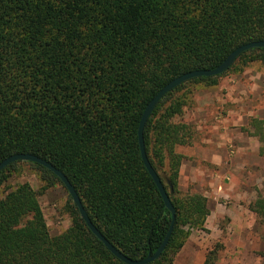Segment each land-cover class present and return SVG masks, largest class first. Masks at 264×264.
Masks as SVG:
<instances>
[{"label":"trees","instance_id":"obj_1","mask_svg":"<svg viewBox=\"0 0 264 264\" xmlns=\"http://www.w3.org/2000/svg\"><path fill=\"white\" fill-rule=\"evenodd\" d=\"M258 40H264V0H0V162L17 153L47 160L74 186L106 240L128 258H145L165 238L172 215L141 159L144 108L177 76L213 69ZM256 60L264 64V48L242 53L220 75L182 83L146 121V154L175 210L167 244L149 264H174L209 215L205 196L178 188L183 156L176 148L192 143V127L177 120L186 105L183 88L215 85L237 62ZM263 124L250 120L253 135L264 136ZM22 163L47 186L52 179L61 184L29 161L0 172V264H125L73 203L71 225L52 236L28 183L2 193ZM249 210L264 226V198ZM221 250L216 243L202 264H216Z\"/></svg>","mask_w":264,"mask_h":264},{"label":"rangeland","instance_id":"obj_2","mask_svg":"<svg viewBox=\"0 0 264 264\" xmlns=\"http://www.w3.org/2000/svg\"><path fill=\"white\" fill-rule=\"evenodd\" d=\"M226 81L236 86L231 96L232 99L228 101V104L235 106L233 108L236 109L240 105L246 104V106L258 111L259 114H255L256 116L249 115V124L253 118L261 120L259 116L264 113V64L261 61L256 60L247 64H243L242 61L237 62L233 68L216 79L215 85L208 86L204 82L189 84L182 90L183 95H186V105L181 117L177 119L192 127V143L176 148V151L183 156V159L187 157V154L190 155L192 153L191 148L200 139V131L197 129V124L193 122L196 108L201 103L200 99L203 100L206 98L205 96H215V94L216 96L221 95L223 98L227 97L230 92L228 84L226 85L227 87L219 89L220 85L225 84ZM250 126L252 128L249 125H245L242 129L248 133L250 130V134L253 135L257 130L256 127L254 129L252 125ZM254 137H257L262 142L260 156L264 157V136L255 135ZM198 167L201 170L206 168V165L199 164ZM185 173L186 175H182L178 180L180 192L183 194L197 193L205 196L209 215L206 218L204 229L192 230L183 245L184 249L181 250V248L177 253L178 255H175L177 264H186L188 257L191 255L198 262L200 254L207 253L216 243L222 245L216 264H264V226L260 224L257 216L249 210L251 202L255 201L259 196L264 198V171L259 177L255 175L251 178L243 189H232L238 193L242 192L240 198L235 197L236 194L228 191L227 188L229 186H222V184L209 186L208 183L203 185V182L207 181L205 179L202 180L201 175H199V178L196 177L198 179L197 182L196 180H191L188 169ZM41 176L29 165L22 163L16 167L15 172L4 183L2 193L11 192L17 185L28 183L38 193L39 203L49 233L55 236L71 225L67 210L73 202L66 189L59 182L52 179V184L47 186ZM224 180L228 182V178H224ZM248 195L253 199L246 202Z\"/></svg>","mask_w":264,"mask_h":264},{"label":"crops","instance_id":"obj_3","mask_svg":"<svg viewBox=\"0 0 264 264\" xmlns=\"http://www.w3.org/2000/svg\"><path fill=\"white\" fill-rule=\"evenodd\" d=\"M226 85L230 89L227 97L215 94L200 99L201 103L196 108L193 121L200 131V139L191 148L192 153L183 159L179 178L186 175L185 171L188 169L191 180L198 182L197 178L201 175V179L207 181L203 182V185L208 183L209 186H229L228 191L240 198L242 192L238 193L232 189H243L251 178L255 175L259 177L264 171V157L260 156L262 142L254 137L255 135H251L250 130L248 133L242 129L245 125L252 128L248 121L249 115H258L259 112L246 104L240 105L238 109L230 106L228 101L232 99L236 86L226 81L219 89L227 87ZM259 118L264 121V113ZM196 161L198 162L194 164ZM199 164L206 165V168L200 170ZM224 178H228V182ZM251 199L253 198L248 195L246 202ZM183 249L184 246L181 250ZM205 254H200L198 262L192 255L189 256L186 264H202ZM174 264H177V257Z\"/></svg>","mask_w":264,"mask_h":264},{"label":"water","instance_id":"obj_4","mask_svg":"<svg viewBox=\"0 0 264 264\" xmlns=\"http://www.w3.org/2000/svg\"><path fill=\"white\" fill-rule=\"evenodd\" d=\"M253 48H264V40H258V41H253V42H248L245 44H242L235 48L218 66H216L213 69H207V70H192L189 72H186L184 74H181L177 76L176 78L172 79L170 82L165 84L153 97L152 99L148 102L146 107L144 108L142 115L140 117L139 125H138V130H137V137H138V144H139V150H140V155L142 162L148 171L149 175L153 179L163 201L166 206V208L171 212L172 215V220L171 224L169 226L168 232L161 242V244L158 246L156 251L153 254L147 255L145 258L139 259V260H133L131 258H128L125 256L123 253H121L118 249H116L106 238L98 231V229L93 225L91 222L83 204L82 201L75 190L74 186L70 183L68 178L60 171L57 169L54 165H52L50 162L47 160L34 155L30 153H17V154H12L8 156L7 158L3 159L0 162V172L7 167L8 165L17 162V161H29L33 162L36 164H39L40 166H43L44 168L48 169L51 171L58 179L60 180L62 186L66 189L68 192V195L70 196L73 204L76 206L78 209V212L80 214V217L82 220L85 222L86 226L89 228V230L105 245V247L120 261H122L125 264H149L156 260L164 250L167 241L170 237L174 220H175V210L173 208V205L170 201V198L158 176L154 168L149 162V159L146 154L145 150V142H144V126L146 124V121L148 120L149 116L151 115L152 111L154 110L155 106L157 103L170 91H172L174 88L177 86L181 85L182 83L196 78V77H211V76H217L225 71H227L230 66L235 62V60L244 52L253 49Z\"/></svg>","mask_w":264,"mask_h":264}]
</instances>
